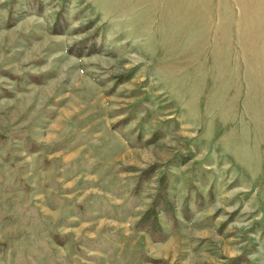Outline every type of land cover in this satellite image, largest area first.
<instances>
[{"label":"rangeland","instance_id":"obj_1","mask_svg":"<svg viewBox=\"0 0 264 264\" xmlns=\"http://www.w3.org/2000/svg\"><path fill=\"white\" fill-rule=\"evenodd\" d=\"M236 260L264 264V0H0V264Z\"/></svg>","mask_w":264,"mask_h":264},{"label":"trees","instance_id":"obj_2","mask_svg":"<svg viewBox=\"0 0 264 264\" xmlns=\"http://www.w3.org/2000/svg\"><path fill=\"white\" fill-rule=\"evenodd\" d=\"M153 170L145 172L137 181V185L144 184L142 178L152 175ZM172 188L168 178L164 175L158 182V189L150 206L139 216L135 225L137 231L146 232L152 238H164L162 217L169 220L172 225L176 226L178 219L176 216L177 208L171 197ZM235 264H239L236 260Z\"/></svg>","mask_w":264,"mask_h":264}]
</instances>
